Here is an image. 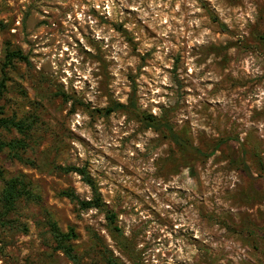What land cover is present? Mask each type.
I'll list each match as a JSON object with an SVG mask.
<instances>
[{"label": "rangeland", "instance_id": "374dc122", "mask_svg": "<svg viewBox=\"0 0 264 264\" xmlns=\"http://www.w3.org/2000/svg\"><path fill=\"white\" fill-rule=\"evenodd\" d=\"M0 22V78L8 47L31 62L0 117L35 123L27 161L0 167L41 197L0 222V264H73L50 217L80 264H264V0H0ZM117 104L132 109L101 113ZM56 166L85 168L104 209L61 196L94 192Z\"/></svg>", "mask_w": 264, "mask_h": 264}, {"label": "trees", "instance_id": "16d2710c", "mask_svg": "<svg viewBox=\"0 0 264 264\" xmlns=\"http://www.w3.org/2000/svg\"><path fill=\"white\" fill-rule=\"evenodd\" d=\"M5 28V24L0 22V29ZM264 42V36L261 38ZM16 62L24 63L30 65L29 57L24 54L22 50H13L7 48L5 50V58L1 67V78H0V99L4 96L8 88V82L11 81V73L16 67ZM66 97L65 94H63ZM133 109L134 104L131 103ZM136 108V107H135ZM120 109H132L130 105L117 104L113 107H109L102 111L101 113L105 116H109L112 113ZM140 115V113H137ZM143 121L147 122L149 128H153L156 131L163 132L169 131L170 139L181 148L190 146L189 143L183 138L175 133L168 123L169 121L164 118L154 117V116H144L140 115ZM0 129L7 131H16L19 133L23 139L13 140V141H1L0 142V153L7 152L12 159H18L20 161L25 160L23 153L27 152L29 148L28 138L31 135L32 131L35 129V123L30 122L29 119L18 120L16 116L13 117H0ZM197 153L199 150H195ZM32 165H35L33 162H30ZM56 171H61L63 173H76L82 176L83 181L89 185L93 192L94 198L92 200H81L73 191L65 190L61 192V196L70 199L72 202L77 203L81 209H104V203L98 193L97 187L91 176L88 174L85 168H78L75 166H56ZM0 181L3 182V188L0 192V222L5 219L10 213L15 211L18 204L25 200L27 202H39L41 200L40 195L35 191L33 183L28 180L27 176L20 174L12 178H6L4 171L0 167ZM107 213V220L113 230L119 231V228L115 226L116 215L105 210ZM49 226L52 233V237L56 243L55 249L61 251L65 254L73 264H80L79 257L76 253L75 246L72 244V241L77 238L74 228L66 233L63 232L58 224L50 217ZM106 264H123L118 260L109 258Z\"/></svg>", "mask_w": 264, "mask_h": 264}]
</instances>
